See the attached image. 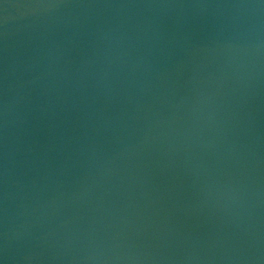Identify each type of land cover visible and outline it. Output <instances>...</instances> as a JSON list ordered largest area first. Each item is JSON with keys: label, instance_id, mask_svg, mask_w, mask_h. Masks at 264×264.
Returning <instances> with one entry per match:
<instances>
[{"label": "water", "instance_id": "95a60500", "mask_svg": "<svg viewBox=\"0 0 264 264\" xmlns=\"http://www.w3.org/2000/svg\"><path fill=\"white\" fill-rule=\"evenodd\" d=\"M0 264H264V0H0Z\"/></svg>", "mask_w": 264, "mask_h": 264}]
</instances>
